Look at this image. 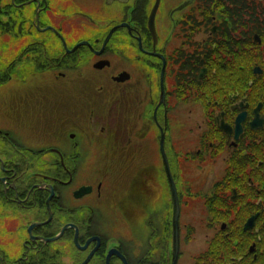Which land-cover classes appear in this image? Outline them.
Segmentation results:
<instances>
[{"label":"flooded vegetation","instance_id":"flooded-vegetation-1","mask_svg":"<svg viewBox=\"0 0 264 264\" xmlns=\"http://www.w3.org/2000/svg\"><path fill=\"white\" fill-rule=\"evenodd\" d=\"M12 9L0 264H264V0H0ZM182 116L198 145L173 171Z\"/></svg>","mask_w":264,"mask_h":264},{"label":"rangeland","instance_id":"rangeland-1","mask_svg":"<svg viewBox=\"0 0 264 264\" xmlns=\"http://www.w3.org/2000/svg\"><path fill=\"white\" fill-rule=\"evenodd\" d=\"M5 41H7V35L5 36ZM0 66L3 65V61H5V57L2 55L6 46L1 44L0 45ZM185 108V107H183ZM184 111V110H183ZM199 118L191 117V118H184L182 116L181 126L177 127V124H174L172 129L174 131V135L172 137L174 148H167V156L173 168V171L176 167L177 157L183 153L187 149L196 148L198 145V136L199 132L197 129V124ZM177 152V156L174 154ZM178 188L180 189V182L178 184ZM6 244V243H5Z\"/></svg>","mask_w":264,"mask_h":264},{"label":"trees","instance_id":"trees-1","mask_svg":"<svg viewBox=\"0 0 264 264\" xmlns=\"http://www.w3.org/2000/svg\"><path fill=\"white\" fill-rule=\"evenodd\" d=\"M9 14H10L9 19L11 20V22L4 20L3 16L1 17V15H4V13L0 11V45L3 44L6 46V41L4 38L6 34H8L10 31L11 32H21L23 28V25L21 23V18H20L21 16L17 15L15 13V10L13 9L11 10V12H9ZM7 79H8V75H7V72H5L4 70V64H3V68L0 66V85Z\"/></svg>","mask_w":264,"mask_h":264},{"label":"water","instance_id":"water-1","mask_svg":"<svg viewBox=\"0 0 264 264\" xmlns=\"http://www.w3.org/2000/svg\"><path fill=\"white\" fill-rule=\"evenodd\" d=\"M236 132L237 134L240 132V126H239V121L237 120V125H236ZM163 141H164V138H163V134H161V137H160V150H161V155H162V160H163V163L165 165V170L167 172V176L169 177V180H171V174H170V171H169V168H168V164H167V158H166V155H165V152H164V148H163ZM172 187H173V199H174V236L176 237V229H177V225H176V220H177V216H178V201H177V198L175 196V189H174V184L172 182ZM58 237L52 239V240H49V241H54L56 240Z\"/></svg>","mask_w":264,"mask_h":264}]
</instances>
